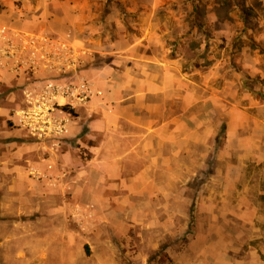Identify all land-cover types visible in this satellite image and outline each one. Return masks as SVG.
<instances>
[{"label": "rangeland", "instance_id": "obj_1", "mask_svg": "<svg viewBox=\"0 0 264 264\" xmlns=\"http://www.w3.org/2000/svg\"><path fill=\"white\" fill-rule=\"evenodd\" d=\"M0 264H264V0H0Z\"/></svg>", "mask_w": 264, "mask_h": 264}, {"label": "built area", "instance_id": "obj_2", "mask_svg": "<svg viewBox=\"0 0 264 264\" xmlns=\"http://www.w3.org/2000/svg\"><path fill=\"white\" fill-rule=\"evenodd\" d=\"M25 94L29 110L26 115L22 114L26 116L23 117L25 125H29L31 131L39 135L60 136L65 132V125L63 122L55 123L54 117L52 120L51 114L55 104L59 103L60 98L70 99L69 105L84 104L90 97L91 90L86 83L81 81L76 86H47L45 91L32 90L26 91Z\"/></svg>", "mask_w": 264, "mask_h": 264}, {"label": "crops", "instance_id": "obj_3", "mask_svg": "<svg viewBox=\"0 0 264 264\" xmlns=\"http://www.w3.org/2000/svg\"><path fill=\"white\" fill-rule=\"evenodd\" d=\"M103 146H104V145L100 146V147L98 148V151H101V149H103V148H102ZM89 165H90V164H87L86 167L89 166ZM82 168H85V166L82 167ZM104 168H105V167H104ZM85 169H86V168H85ZM102 170H104V169H102ZM102 170H101V171H102ZM108 170H109V171H113L114 169L111 170V169L107 168V171H108ZM80 172H81V169H80ZM80 172H78V173H80Z\"/></svg>", "mask_w": 264, "mask_h": 264}, {"label": "trees", "instance_id": "obj_4", "mask_svg": "<svg viewBox=\"0 0 264 264\" xmlns=\"http://www.w3.org/2000/svg\"><path fill=\"white\" fill-rule=\"evenodd\" d=\"M64 109H66V108H64ZM69 113H71V112H69Z\"/></svg>", "mask_w": 264, "mask_h": 264}]
</instances>
